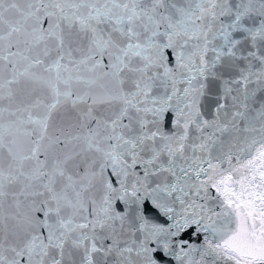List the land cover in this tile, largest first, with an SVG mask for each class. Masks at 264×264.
Instances as JSON below:
<instances>
[{
	"label": "snow or ice",
	"instance_id": "obj_1",
	"mask_svg": "<svg viewBox=\"0 0 264 264\" xmlns=\"http://www.w3.org/2000/svg\"><path fill=\"white\" fill-rule=\"evenodd\" d=\"M0 264H264V0H0Z\"/></svg>",
	"mask_w": 264,
	"mask_h": 264
}]
</instances>
